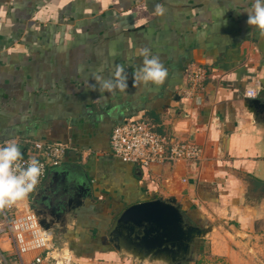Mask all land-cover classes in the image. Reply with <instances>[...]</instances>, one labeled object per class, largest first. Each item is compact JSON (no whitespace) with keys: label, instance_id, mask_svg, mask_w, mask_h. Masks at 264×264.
Here are the masks:
<instances>
[{"label":"crops","instance_id":"crops-1","mask_svg":"<svg viewBox=\"0 0 264 264\" xmlns=\"http://www.w3.org/2000/svg\"><path fill=\"white\" fill-rule=\"evenodd\" d=\"M250 7L251 0H0V146L15 140L23 156L38 158L45 156L37 141L66 146L29 201L73 187L64 194L72 207L56 209L54 226L67 263L143 262L114 248L109 226L130 204L174 196L190 222L211 227L188 264H264V192L248 182H264V112L244 96L253 87L264 99V38L246 23ZM145 48L168 69L162 86H133ZM192 63L206 76L185 98ZM115 65L124 66L126 92L90 91L93 74L102 68L108 78ZM128 119L193 141L200 159L121 160L110 134ZM82 185L89 194L76 205ZM0 245L9 247L4 237Z\"/></svg>","mask_w":264,"mask_h":264},{"label":"built area","instance_id":"built-area-1","mask_svg":"<svg viewBox=\"0 0 264 264\" xmlns=\"http://www.w3.org/2000/svg\"><path fill=\"white\" fill-rule=\"evenodd\" d=\"M206 72L199 64H190L186 69V85L182 90L185 98L194 97L204 85ZM256 95L253 87L244 90V96ZM44 158H37L43 165L40 183L50 167L60 164L66 146L54 142H36ZM111 153L126 162L140 166L177 160L197 161L201 148L191 140L171 139L158 132L145 119H128L116 124L110 134ZM30 158L23 156L24 162ZM17 202L13 207L2 210L0 237L6 238L9 247L0 245V264H67L62 250L54 243L49 230L44 229L35 213L29 208V198ZM30 258L25 260V256Z\"/></svg>","mask_w":264,"mask_h":264},{"label":"water","instance_id":"water-1","mask_svg":"<svg viewBox=\"0 0 264 264\" xmlns=\"http://www.w3.org/2000/svg\"><path fill=\"white\" fill-rule=\"evenodd\" d=\"M248 105L258 112H264V99L248 98ZM248 182L254 190L264 192L263 181L250 177ZM69 189L73 187L67 186L64 191L47 197V202L39 201L37 194L29 204L39 224L51 232L53 239L56 236L54 226L60 225L62 216L56 209L59 207L66 212L72 207V199H64V194ZM79 190L80 193L74 200L76 205L82 202L81 196L89 192L85 185L79 186ZM210 228L190 222L174 196H158L125 207L112 220L107 238L115 249L133 256L138 261L149 259L165 264H188L194 257L196 244Z\"/></svg>","mask_w":264,"mask_h":264},{"label":"clouds","instance_id":"clouds-1","mask_svg":"<svg viewBox=\"0 0 264 264\" xmlns=\"http://www.w3.org/2000/svg\"><path fill=\"white\" fill-rule=\"evenodd\" d=\"M163 14V9H157ZM246 23L254 26L259 37L264 38V0H251V7L245 9ZM142 64L134 74L133 86L154 85L162 86L168 78V69L161 62L159 56L152 54L145 48L141 52ZM103 69L93 74L95 83L89 85L90 91L115 94L128 89V79L123 65H115L114 71L108 78L100 75ZM43 165L32 157L27 162L23 160V153L15 140H9L0 146V210L11 208L17 202L25 200L36 189L40 182Z\"/></svg>","mask_w":264,"mask_h":264},{"label":"rangeland","instance_id":"rangeland-1","mask_svg":"<svg viewBox=\"0 0 264 264\" xmlns=\"http://www.w3.org/2000/svg\"><path fill=\"white\" fill-rule=\"evenodd\" d=\"M71 256H72V254H71ZM66 257V256H65ZM130 257H133V256H130ZM129 257V258H130ZM68 259V258H67ZM71 260H72V258H71ZM144 262H145V264H165V263H163V262H157V261H151V260H149V259H146V260H144L143 262H139L138 264H144ZM67 264H97L96 262H94V261H89V262H82V263H80V262H75V261H71V262H68Z\"/></svg>","mask_w":264,"mask_h":264}]
</instances>
